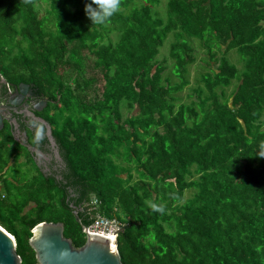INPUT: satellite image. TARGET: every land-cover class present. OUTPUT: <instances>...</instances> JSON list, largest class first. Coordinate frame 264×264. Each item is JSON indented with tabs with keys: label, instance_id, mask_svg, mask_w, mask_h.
I'll list each match as a JSON object with an SVG mask.
<instances>
[{
	"label": "trees",
	"instance_id": "obj_1",
	"mask_svg": "<svg viewBox=\"0 0 264 264\" xmlns=\"http://www.w3.org/2000/svg\"><path fill=\"white\" fill-rule=\"evenodd\" d=\"M38 1L0 0V75L49 98L66 169L62 181L42 175L41 198L0 213L22 263H37L29 242L41 223H63L81 248L101 216L125 228L123 264H264V0H169L167 20L161 0H120L92 28L87 0ZM170 34L176 84L158 60ZM193 42L209 58L207 94L180 104Z\"/></svg>",
	"mask_w": 264,
	"mask_h": 264
},
{
	"label": "rangeland",
	"instance_id": "obj_2",
	"mask_svg": "<svg viewBox=\"0 0 264 264\" xmlns=\"http://www.w3.org/2000/svg\"><path fill=\"white\" fill-rule=\"evenodd\" d=\"M168 1L161 0V5L155 9L156 14L164 20H167ZM37 6L43 10L47 5L39 0ZM87 25L91 28L94 26L89 18L87 19ZM108 37L105 42L111 41L116 43L119 39V33L111 32ZM176 40L175 35L170 34L164 46L160 49L158 56V60L164 62L167 67L163 78H170L173 84L179 83V79L173 73L174 61L170 57L171 46ZM192 45L195 61L187 67L186 79L189 81V85L183 92L177 95L178 103L180 104H189L193 98L196 99L198 90L202 89L204 94H207L205 84L202 81V76L210 71L207 68V63H209L207 51L199 42H193ZM219 56L221 57V53H219ZM227 59L230 63L236 65L239 70L243 69V62L236 51L230 52L227 55ZM214 68L217 69V65ZM90 72V68L86 66V77H88ZM76 75L72 69L69 70V78ZM236 85L237 82L234 81L232 86L226 89L228 95L234 91ZM122 113L124 119L130 114L125 103L122 106ZM8 140L6 143L4 141L0 143V213L6 214L9 210L8 206L10 205L23 204L25 200H30L29 198H41L39 188L44 184V177L39 174L36 165L28 161L29 157L27 156L26 150L21 145L15 143L12 136H9ZM12 155L14 156L12 157ZM134 175L136 177V174ZM194 195L195 191H189L186 194V199L192 198Z\"/></svg>",
	"mask_w": 264,
	"mask_h": 264
},
{
	"label": "water",
	"instance_id": "obj_3",
	"mask_svg": "<svg viewBox=\"0 0 264 264\" xmlns=\"http://www.w3.org/2000/svg\"><path fill=\"white\" fill-rule=\"evenodd\" d=\"M1 84L6 80L0 75ZM27 90L26 86H21ZM18 102L10 100L11 107L0 105V131L4 128V120L15 123L8 116V111H17ZM47 127L48 137L53 144L56 140L52 126L44 119H37ZM14 141L21 144L18 135L12 133ZM22 145V144H21ZM24 145V144H23ZM32 154L36 153L42 158V153L33 146H25ZM83 231L87 240L83 247L76 248L71 239L65 237V225L63 223L44 222L33 230V237L29 244L36 254V264H123L119 251L118 237L125 228L114 234V237L90 233L88 227ZM17 240L0 225V264H23L22 258L17 253Z\"/></svg>",
	"mask_w": 264,
	"mask_h": 264
},
{
	"label": "flooded vegetation",
	"instance_id": "obj_4",
	"mask_svg": "<svg viewBox=\"0 0 264 264\" xmlns=\"http://www.w3.org/2000/svg\"><path fill=\"white\" fill-rule=\"evenodd\" d=\"M22 85L28 89H23ZM10 100L18 102L17 107H15L17 111H8V116L14 119L15 123L11 124V121L4 120V128L0 131V143L9 141V136H12L14 140L12 133L18 135L22 145L15 143L26 150L27 156L30 154L39 174L46 179L52 178L62 181L66 163L61 155L60 147L56 139V144L52 143L48 137L47 127L37 120L44 119L49 123L46 117L49 98L44 97L39 89L32 84L15 85L6 82L0 87V105L11 107ZM30 145L42 153V158H39L36 153L32 154L25 147Z\"/></svg>",
	"mask_w": 264,
	"mask_h": 264
},
{
	"label": "clouds",
	"instance_id": "obj_5",
	"mask_svg": "<svg viewBox=\"0 0 264 264\" xmlns=\"http://www.w3.org/2000/svg\"><path fill=\"white\" fill-rule=\"evenodd\" d=\"M120 7V0H87L85 13L93 25H103L119 11ZM257 155L264 158V142L258 145ZM153 207L155 208V205Z\"/></svg>",
	"mask_w": 264,
	"mask_h": 264
},
{
	"label": "built area",
	"instance_id": "obj_6",
	"mask_svg": "<svg viewBox=\"0 0 264 264\" xmlns=\"http://www.w3.org/2000/svg\"><path fill=\"white\" fill-rule=\"evenodd\" d=\"M123 225L117 219H108L99 216L94 224L88 228L90 233L104 235L113 238L114 234L120 231Z\"/></svg>",
	"mask_w": 264,
	"mask_h": 264
}]
</instances>
